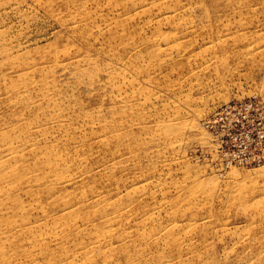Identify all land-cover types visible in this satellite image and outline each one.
Listing matches in <instances>:
<instances>
[{
    "label": "rangeland",
    "instance_id": "374dc122",
    "mask_svg": "<svg viewBox=\"0 0 264 264\" xmlns=\"http://www.w3.org/2000/svg\"><path fill=\"white\" fill-rule=\"evenodd\" d=\"M0 264H264V0H0Z\"/></svg>",
    "mask_w": 264,
    "mask_h": 264
}]
</instances>
